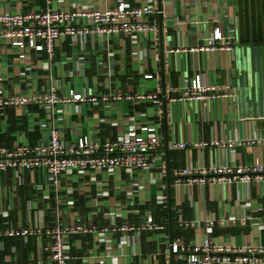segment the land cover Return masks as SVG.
<instances>
[{
  "label": "crops",
  "instance_id": "1",
  "mask_svg": "<svg viewBox=\"0 0 264 264\" xmlns=\"http://www.w3.org/2000/svg\"><path fill=\"white\" fill-rule=\"evenodd\" d=\"M119 1L130 6L142 2L0 0V8L5 11L70 9L83 5L106 8ZM152 19L156 20L155 37H140L135 44L124 34L113 35L105 44L102 36L92 34L83 47L63 37L56 42L52 57L45 52L36 56L32 51L30 61L37 66L33 72L41 90L57 78L64 85V93L68 88H76L95 90L100 96L116 86L123 92L155 91L158 104L123 102L115 106L110 102L107 106L103 102L95 105L72 102L55 106L52 118L35 106H28L25 113L7 109L4 120L0 118V145H10L17 135L30 143L42 138L45 129L38 126L28 129L37 121L56 126L65 140L75 131L77 135L91 134L101 141L113 140L132 117L137 125H159L163 145L157 156L164 167L168 163L170 176L174 168L264 165V0H161V17ZM216 27L225 37L223 41L233 46L232 50H195L204 45L205 38ZM70 71L72 79L67 76ZM143 74H152V78L144 79ZM195 74H201L204 82L213 86V91L207 94H215L216 98L176 99L177 89L188 87ZM164 116L167 142H186V148L167 147L165 153ZM95 177L91 181L89 174L63 175L58 189L51 190L49 199L42 200L36 190L42 179L39 171L26 173L22 185L14 191L10 171L0 172L1 204L4 209L13 206L8 218L13 224L25 217L29 203L33 209H47L46 218L51 222V211L64 206L65 198L73 200L66 219L78 215L99 225L108 223L104 213L116 205L121 206L117 222H138L149 209L155 221L165 226L163 230L143 231L131 235L124 243L120 242L119 234H112L110 244H99L91 235L73 236L69 240L67 264H182L176 255L166 254V239L161 238L166 235L169 239L166 172L156 183H149L139 172L130 178L123 170L98 173ZM170 186L172 238L181 237L184 243H191L209 236L220 243L264 246V180L174 187L170 179ZM101 191H107V195L98 196ZM161 197L164 202H160ZM90 199L93 207L88 206ZM179 215L190 225L180 226ZM211 219L214 220L209 225ZM40 245L33 236L27 242L18 237H1L0 264H48ZM108 245L110 249H106Z\"/></svg>",
  "mask_w": 264,
  "mask_h": 264
},
{
  "label": "built area",
  "instance_id": "2",
  "mask_svg": "<svg viewBox=\"0 0 264 264\" xmlns=\"http://www.w3.org/2000/svg\"><path fill=\"white\" fill-rule=\"evenodd\" d=\"M48 1V0H46ZM161 12L157 9L156 0H142L137 6L119 1L116 5L106 8H94L83 5L70 9L40 8L17 11H5L0 8V118H5L7 109L19 110L25 113L28 106H35L44 110L48 118H52L55 106L72 102H112L121 106L123 102L137 104L149 102L158 104L159 97L155 91L145 90L121 91L114 87L106 94L97 95L95 90L68 88L64 93L61 80L55 78L45 87L39 89L35 81L34 68L37 66L30 61V53L40 56L45 52L50 58L56 42L63 37L83 47L87 37L92 34L102 36V43H108L113 35L124 34L132 43L140 37L156 34V17ZM224 36L219 28H214L205 38L203 46L195 49L206 52L217 50L230 51L232 45L224 42ZM99 74H103L99 71ZM74 78L70 71L67 75ZM108 76H111L109 74ZM38 78H43L38 75ZM144 79L152 78V74H143ZM51 79V77H50ZM178 100L200 101L216 98L213 86L207 85L201 74H195L188 87L177 89ZM62 91L64 94H59ZM129 118L125 130L113 140H99L91 134L77 135L71 133L70 138H61L56 126H47L37 121L29 126L34 130L36 126L45 129L44 136L35 142H28L21 135H17L8 146L0 145V172L10 171L12 178L11 189L22 185L26 173L39 171L42 179L36 184L40 199H49L51 190L59 186V178L63 175L89 174L90 180H96V174H113L123 170L129 174L139 172L147 178L149 183L160 182L165 175V167L160 162L158 150L163 145L159 133V125H137ZM200 145V144H199ZM167 147L184 149L186 142H167ZM157 172H151L153 169ZM148 175H147V174ZM172 185L179 187L192 184L205 185L216 181L226 184L264 180V165L249 164L230 166L219 164L210 168H174L171 171ZM99 195H107L101 191ZM64 206H56L52 211V221L47 220V209H33L29 203L25 209V217L16 222L8 219L13 206L3 208L0 198V238L18 237L27 242L33 236L41 242L40 251L47 254L48 264H67L70 249L69 240L76 235H91L97 243H109L112 234L120 235V242H127L131 235H139L143 231H159L164 225L155 221L151 210L147 209L138 222H117L121 206L104 213L108 221L105 225L83 220L78 215L66 219L67 209L73 207V200L65 198ZM88 206L93 207L92 199ZM164 202V197L160 198ZM92 214L96 212L92 211ZM4 221L2 222L1 220ZM12 219V218H11ZM214 219L208 221L212 224ZM223 224V220L219 221ZM178 224L187 227L188 222L178 216ZM207 226L209 232L210 226ZM166 254L176 255L182 264H264V246L254 247L238 245L230 242H218L215 238L205 236L191 243H184L181 237L172 238L166 235ZM111 245L106 246L110 249ZM255 253L259 254L256 257Z\"/></svg>",
  "mask_w": 264,
  "mask_h": 264
},
{
  "label": "water",
  "instance_id": "3",
  "mask_svg": "<svg viewBox=\"0 0 264 264\" xmlns=\"http://www.w3.org/2000/svg\"><path fill=\"white\" fill-rule=\"evenodd\" d=\"M157 9L161 11V0H157ZM159 17H161V12L158 13ZM161 55L163 54V50L160 48ZM164 103V101H163ZM163 128H164V145H165V153H167V122L165 119V116L163 118ZM165 172H166V185H167V191H166V203H167V217H168V232H169V240L172 239V209H171V186H170V173H169V166L168 163H166L165 166ZM172 255V253H171Z\"/></svg>",
  "mask_w": 264,
  "mask_h": 264
}]
</instances>
